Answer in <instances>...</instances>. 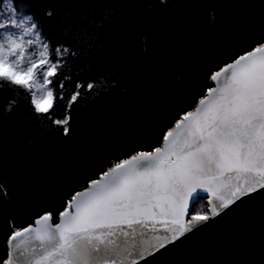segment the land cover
Instances as JSON below:
<instances>
[{
	"label": "trees",
	"instance_id": "1",
	"mask_svg": "<svg viewBox=\"0 0 264 264\" xmlns=\"http://www.w3.org/2000/svg\"><path fill=\"white\" fill-rule=\"evenodd\" d=\"M105 2L117 6L121 29L93 53L64 26L69 16L79 20L90 11L81 0H14L46 35L53 62L56 46L68 48L49 87L66 75L71 81L56 87L46 115L34 112L23 88L11 113L0 109V188L8 193L0 194V264L14 230L10 222L22 229L48 213L57 220L76 192L115 163L160 147L167 130L212 88L211 75L264 43V0ZM77 79L94 88L81 89L66 136L52 121L64 117ZM194 207L208 212L205 199Z\"/></svg>",
	"mask_w": 264,
	"mask_h": 264
},
{
	"label": "snow or ice",
	"instance_id": "2",
	"mask_svg": "<svg viewBox=\"0 0 264 264\" xmlns=\"http://www.w3.org/2000/svg\"><path fill=\"white\" fill-rule=\"evenodd\" d=\"M81 3L90 11L79 13V20L69 16L64 26L95 53L112 44L121 29V14L105 0ZM54 52L55 62L33 15L20 14L14 0L0 4V109L11 113L17 106L16 90L23 88L31 93L35 113L50 112L56 87L63 90L71 81L66 75L49 87L51 78L60 76L68 48L56 46ZM210 79L217 87L207 89L196 107L175 121L164 134L162 147L137 151L108 168L72 196L59 223H51L50 213L35 221L41 227L15 229L10 222L14 229L10 252L2 264H140L209 220L207 211L195 210L198 188L211 191L220 202L212 203V215L241 196L264 189V43ZM93 88L92 81L76 80L64 117L52 121L63 127L64 135L69 133L68 113L81 89L89 93ZM59 99H64L63 91ZM214 182L218 190L228 189L229 196L213 190ZM0 194L7 196V189L0 188ZM190 200L193 214L188 211ZM150 233H155L152 239ZM28 242L34 243L18 251Z\"/></svg>",
	"mask_w": 264,
	"mask_h": 264
},
{
	"label": "water",
	"instance_id": "3",
	"mask_svg": "<svg viewBox=\"0 0 264 264\" xmlns=\"http://www.w3.org/2000/svg\"><path fill=\"white\" fill-rule=\"evenodd\" d=\"M211 85L217 87L212 80ZM232 183L235 181L233 180ZM85 188L78 192H82ZM212 188L217 190L218 194L229 196L228 189L218 190L216 182L213 183ZM195 195H197L196 203L200 199H205L209 220L196 225L181 240L168 245L147 260H141L140 264H264V189L258 188L255 192L241 196L227 209H218L217 215H212L211 205L213 202L216 204L220 202L214 199L211 191L198 188ZM189 203L188 211L193 214L191 200ZM183 219L186 221L187 217ZM35 221L26 227L30 225L41 227L36 225ZM59 222L60 215L57 220L52 216V224ZM154 235L155 233H150L149 239H152ZM29 243L34 242L21 245L18 251H24ZM9 252L8 241V254Z\"/></svg>",
	"mask_w": 264,
	"mask_h": 264
},
{
	"label": "rangeland",
	"instance_id": "4",
	"mask_svg": "<svg viewBox=\"0 0 264 264\" xmlns=\"http://www.w3.org/2000/svg\"><path fill=\"white\" fill-rule=\"evenodd\" d=\"M198 205H201L202 206V209H204V204L202 202L199 203Z\"/></svg>",
	"mask_w": 264,
	"mask_h": 264
}]
</instances>
